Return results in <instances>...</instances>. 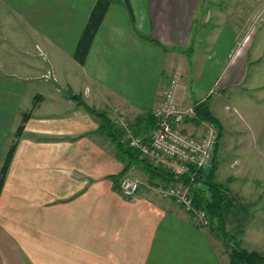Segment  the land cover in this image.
Wrapping results in <instances>:
<instances>
[{
  "label": "crops",
  "instance_id": "0c3cea01",
  "mask_svg": "<svg viewBox=\"0 0 264 264\" xmlns=\"http://www.w3.org/2000/svg\"><path fill=\"white\" fill-rule=\"evenodd\" d=\"M95 3L0 0L20 29L8 48L0 41V169L8 139L30 115L0 196L2 216L20 220L0 225V264H26L17 249L26 248L31 228L30 264H233L234 249L216 225L196 227L190 213L157 193L175 184L169 163L119 143L128 131L151 140L153 109L175 71L182 76L177 103L196 111L182 130L205 134L201 106L220 133L213 163L219 197L208 187L204 196L226 206L224 217L256 219L258 241L243 250L264 254L263 0L255 1L252 22L244 2L239 21L228 23L225 0H112L81 64L75 52ZM127 174L141 182L135 198L121 193ZM17 184L35 213L10 207ZM28 217L31 223L22 222Z\"/></svg>",
  "mask_w": 264,
  "mask_h": 264
},
{
  "label": "built area",
  "instance_id": "2783aa9c",
  "mask_svg": "<svg viewBox=\"0 0 264 264\" xmlns=\"http://www.w3.org/2000/svg\"><path fill=\"white\" fill-rule=\"evenodd\" d=\"M182 76L173 72L160 104L153 110L157 122L156 131L149 142L135 137L128 131L122 143L140 152L141 158L152 163L168 162L172 169L173 186L160 185L156 191L163 200H171L194 217L198 228H212L207 211L195 204L194 189L203 187L198 182L203 172L210 171L216 158L220 133L214 123L207 124L205 134L193 136L182 130L186 117L196 115L195 108L181 107L176 100V92ZM141 182L127 174L120 180V190L126 198H135Z\"/></svg>",
  "mask_w": 264,
  "mask_h": 264
},
{
  "label": "rangeland",
  "instance_id": "374dc122",
  "mask_svg": "<svg viewBox=\"0 0 264 264\" xmlns=\"http://www.w3.org/2000/svg\"><path fill=\"white\" fill-rule=\"evenodd\" d=\"M255 1L256 0H225V4H224V6H225V8L227 9L228 8V11H229V19L228 20H226L227 21V23L230 21V22H233L235 19L237 20V21H239V11L237 10V8H238V6L239 5H241V7L243 6V4H244V2H245V6H246V8H247V6H248V20H249V22H252V20L254 19H256V13L257 12H260V11H256L255 9H254V7H255ZM15 2L17 3V4H25V0H15ZM263 4H264V0H263ZM251 7H253V8H251ZM2 10L3 9H0V19H1V21H2V26L4 27L3 29H2V32H4V33H2V35H1V37H0V41H1V44H3V45H5V47L6 48H8V42H10V41H12V37L11 36H16L17 38H19V36H20V29H19V26H18V24H19V21L17 20V18L14 16V15H10V17L9 16H6V15H4V12H2ZM264 10V9H263ZM262 14H260L259 16H261ZM205 16V15H204ZM204 16H199V18L200 19H202V18H204ZM244 13L242 12V17L244 18ZM253 28V27H252ZM252 28L250 27V31L252 30ZM258 28H260L259 26H258ZM254 32V31H253ZM23 34H25V32L23 33ZM259 39V38H258ZM9 44H11V42L9 43ZM37 54V53H36ZM45 56V55H44ZM37 59L38 60H40V58H38V55H37ZM41 61V60H40ZM26 70H24V72H25ZM51 75V72H50V74H48V76H45V78H49V76ZM214 98H216V95L215 96H212V99H214ZM28 115V114H27ZM28 119H30V115H28ZM28 121V120H27ZM23 124V122H21V125ZM24 127H25V125H24ZM18 128V127H17ZM18 130V129H17ZM17 130L16 131H14L12 134H11V136H10V138L8 139L9 140V142H10V147H9V149L11 148V146L13 145V144H15V147H16V149L18 148V144H19V138L21 137H19V138H17ZM122 140H123V137L119 140V143H121V144H123L122 143ZM124 145V144H123ZM15 149V150H16ZM8 153V152H7ZM7 155V154H6ZM6 155H5V157H6ZM4 161H5V159H4ZM3 165H4V162H3ZM2 165V166H3ZM32 170V169H31ZM31 170L28 168V173H31ZM5 186V185H4ZM23 188H22V191L23 192H28L29 194H36V192L35 193H33L34 192V190H35V187L33 186L31 189L28 187V185H23L22 186ZM20 187H19V185L17 184L16 186H14L13 188H12V190H11V193L15 196V199H13V201H11V203L9 204L10 205V207H12L13 206V208H15V209H19V215H20V213L21 214H24V215H28V214H32V212L33 213H35V211H34V207H32V206H30V202L32 201V200H30V199H26V197H23V195H21L20 193V189H19ZM5 199H7V196H4L3 197V200H5ZM6 201V200H5ZM5 201H3V203L2 204H6V202ZM224 208V210H223V213H222V215H224V213H225V208H226V206H224L223 207ZM5 209H6V207L4 208L3 206L1 207V209H0V225H4L6 222L7 223H9L8 221L11 219V222H10V224L11 225H13V226H16V224H19L20 223V220H19V216L17 215V214H15V215H13V214H11L12 215V217L10 218V217H6V216H2V214H4V212L3 211H5ZM226 214V213H225ZM227 216V215H226ZM222 217L223 218V222H224V226L223 227H225V229H224V233H226L225 234V238H229L226 242H228L229 243V245L234 249V250H238V249H246V247L248 248L249 246H248V243L250 242H253L254 243V238H258V236H259V233H258V227L260 226L259 224H257V220L256 219H253V220H248V221H246V220H243V221H241V219H236V220H233V216L231 215H229L228 214V216L227 217ZM228 218L229 219H231L232 221H229L228 220ZM22 222H25V223H31L32 221L29 219V217H28V219H23L22 220ZM221 222L219 221V220H215V225H216V227H218V229L219 230H221V224H220ZM229 228V229H228ZM249 228V230L247 231V229ZM264 230V229H263ZM243 231H246L245 233H246V235H245V233L243 232ZM220 232V231H219ZM1 233V232H0ZM221 233H223L222 232V230H221V232H220V235H221ZM244 233V235H242ZM34 234H36L35 232H34V228H31V232H29V234H28V236H26V241H25V243H26V245H25V247L26 248H23V249H17V251H18V256H19V253H21V255H22V257H24V259H25V263L26 264H30V262L29 261H31V259H30V257L31 256H29V254H30V252L29 251H31V250H35V242H36V239H34V237H35V235ZM251 234H253V235H251ZM33 235H34V237H33ZM240 235H242L241 237H240ZM222 235H221V237H223ZM223 237V238H224ZM261 238H264V234H262L261 236H260ZM4 238V237H3ZM3 238L0 236V247L3 245ZM29 238V239H28ZM242 238V240H241V242H239L240 241V239ZM260 238V239H261ZM236 242H234V241ZM257 241H258V239H257ZM260 241V240H259ZM264 244V239H262L261 240V242H260V244ZM1 250V249H0ZM20 251V252H19ZM1 259H2V257L0 256V261H1ZM9 261H5V263L4 264H9L8 263ZM1 264H2V262H1Z\"/></svg>",
  "mask_w": 264,
  "mask_h": 264
},
{
  "label": "trees",
  "instance_id": "16d2710c",
  "mask_svg": "<svg viewBox=\"0 0 264 264\" xmlns=\"http://www.w3.org/2000/svg\"><path fill=\"white\" fill-rule=\"evenodd\" d=\"M112 0H97V3H95V7L91 13V16L86 27L84 28V32L81 36V39L79 40V45L77 47V51L75 52V57L77 59V61L81 64H83L86 60V57L88 55L87 52H89V49L91 47L92 44V40H94L99 27L101 26V24L103 23L104 19H105V15L108 11V8L111 5ZM201 113H203V117H205L206 120H209L208 122L214 123L215 125H217V121L207 112H205V110L203 108H201V106H199ZM28 120V115L25 114L24 118H23V124L21 126L18 127L17 130V138H19L21 136V134L24 131V125ZM16 147L15 144H13L11 146V148L9 149V151H7V155L5 157V161H4V165L2 166V168L0 169V196H1V192L3 190L2 187H4L5 184V178L7 176L9 167L11 163V160L13 158L14 155V151H15ZM214 168L212 166V168L210 169V171L207 172H203L200 176L198 182H202L203 187H199L197 189H194L195 192V204L197 205L198 208H203L207 211L210 220H211V227L215 226V220H219L221 223V230L223 233H221V235L225 236L226 233H224V220H223V215H221V211L223 206H220V204H218L215 201H210L209 199H207L206 196H204L205 192L204 189L206 187H208V191L210 192V194H214L215 197H219V191L216 190L217 185L214 184ZM224 228V229H223ZM218 229V228H217ZM219 230V229H218ZM221 230H219L221 232ZM223 236V237H224ZM222 237V238H223ZM228 240L227 238H223ZM234 241V240H233ZM236 243V242H235ZM233 264H264V254H259L257 252H248L246 250H242V249H238V250H234L233 251V256H232V260Z\"/></svg>",
  "mask_w": 264,
  "mask_h": 264
}]
</instances>
